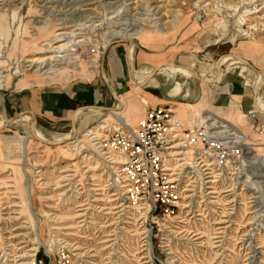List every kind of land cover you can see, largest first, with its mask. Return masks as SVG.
Listing matches in <instances>:
<instances>
[{"label": "rangeland", "instance_id": "1", "mask_svg": "<svg viewBox=\"0 0 264 264\" xmlns=\"http://www.w3.org/2000/svg\"><path fill=\"white\" fill-rule=\"evenodd\" d=\"M137 30L129 35L133 39H117L105 50L113 34ZM60 31L69 33L62 41L66 49L52 53V39ZM55 55L43 64L28 62ZM215 62L225 73L241 70L252 86L245 87L236 72L225 81L218 78ZM162 63L172 64L154 69ZM260 71L264 0H0V118L11 120L4 134L15 137L0 170V264H264V111L254 99L264 110V85L263 93L255 89L258 80L264 83ZM146 81L160 85L138 84ZM176 82L181 90L174 88ZM85 83L102 94L92 106L115 107L114 92L127 102L134 90L137 121L148 108H169L178 134L174 143L187 141L192 129L211 142L184 148L186 164L172 161L180 182L170 190L156 185L147 195V210L136 200L117 206L119 200L100 181V169L86 173L80 165L78 154L92 151L94 141L83 136L84 130L99 134L100 124L136 127L121 113V104L115 110L118 122L106 113L83 117L91 109L75 120L70 114L50 120L30 113L39 92L69 91ZM232 102L244 113V123L236 126L225 120ZM23 113L37 126L14 118ZM223 123L233 125L240 143L215 144L209 138L230 130L218 128ZM29 129L36 132L28 137ZM80 130L76 143L65 137ZM198 153L216 163L217 198H204L209 190L197 168ZM68 168L74 171L62 172ZM78 181L88 185L81 198L75 193ZM65 182L69 185L59 188ZM91 192L94 197L85 199ZM147 240L151 254L142 246Z\"/></svg>", "mask_w": 264, "mask_h": 264}, {"label": "built area", "instance_id": "2", "mask_svg": "<svg viewBox=\"0 0 264 264\" xmlns=\"http://www.w3.org/2000/svg\"><path fill=\"white\" fill-rule=\"evenodd\" d=\"M172 118V111L169 108H148L136 128L126 124L105 125L100 135L92 136L94 140L92 151L86 149L80 151L83 152L79 155L81 167L85 168L86 172L89 167L100 168L103 178L100 181L109 191L108 194H119L117 206L122 204L125 198L140 196L144 198L140 206L146 207L147 210L150 207L147 202L148 193L156 191V185L160 183L164 185L169 179L171 171L168 169L174 167L172 161L175 158L169 154L167 147L174 144L178 138L177 127L173 126ZM171 129L174 130L170 131ZM195 133L196 131L192 129L187 141L184 139L187 147L211 143L209 139L199 138ZM200 155L203 153H198V156ZM85 186L88 185L79 181L75 183V188L81 191H75L78 197L81 198L85 194ZM92 196L93 192L85 199ZM152 211L148 210V214Z\"/></svg>", "mask_w": 264, "mask_h": 264}, {"label": "bare ground", "instance_id": "3", "mask_svg": "<svg viewBox=\"0 0 264 264\" xmlns=\"http://www.w3.org/2000/svg\"><path fill=\"white\" fill-rule=\"evenodd\" d=\"M174 20V19H173ZM172 20V21H173ZM161 24V23H160ZM159 26V25H158ZM140 31L139 30H137V31H135V32H133V33H130V34H127V33H121V32H117V33H115V34H113L109 39H108V41L106 42V44H105V50L107 49V47H109V45L113 42V41H115V40H117V39H133V38H130L129 37V35H137L138 33H139ZM67 35H69V33L67 32V31H60L59 33H57L56 34V36L54 37V39H52V41H54V43L52 44V45H50L51 47H50V52H52V53H58V52H61V51H63L64 49H66V46H67V43H63L62 41H65L64 40V38L66 37L67 38ZM71 35V34H70ZM65 38V39H66ZM57 43H60V44H57ZM55 44H57V45H55ZM35 58V57H34ZM29 59L28 60V62H34V63H38L39 62V64L41 63V64H43V63H45L46 61H49V60H54L55 58H57V56L55 55V56H48V57H46V58H43V59ZM41 58V57H40ZM241 61H242V59H241ZM102 62H103V60H102ZM222 63H224L225 62V60H223V61H221ZM216 63V65H215V68H214V72H215V75L218 77V78H220V79H222L223 81H225L226 79H227V75H229V74H231V73H239L238 75L239 76H241L242 77V80H243V84H244V86L245 87H250V86H252V84H251V79H250V76H248V75H245L242 71H240L239 69L237 70V71H231L230 73H225V72H222L221 71V68H220V65H219V63L218 62H215ZM242 63H244L243 61H242ZM245 64V63H244ZM246 65V64H245ZM101 66V65H100ZM248 66V65H247ZM101 71H102V66H101ZM102 75H103V72H102ZM149 83H155L156 84V86H159L160 85V82L159 81H146L144 84H140V83H138L139 85H141V86H147V84H149ZM170 83H172V82H170ZM154 85V84H153ZM254 86V85H253ZM181 87H182V84L181 83H179V82H176V85L174 86V88H177V89H179V90H181ZM262 87H263V82H261V81H257L256 82V84H255V89H258L259 91H261V92H263V90H262ZM184 89V88H183ZM117 99H118V96H117ZM145 101V100H144ZM120 104H121V100L120 99H118L117 101H116V105H115V107H113V108H111V109H104V108H99V107H94L93 109H91L90 111H88V112H86L85 114H84V116L83 117H86V116H89V115H92V116H99L100 114H103V113H106L107 115H108V118L109 119H113V120H115V121H117L118 122V115H117V112L115 111L116 109H118L119 108V106H120ZM4 108V107H3ZM5 112V111H4ZM5 114V113H4ZM106 115V116H107ZM3 116H5V115H3ZM93 118V117H92ZM207 119H209V120H213L214 118L212 117V116H210V114L207 116ZM86 120V119H85ZM87 120H88V118H87ZM84 121V120H83ZM84 123V122H83ZM11 124H13L12 122H11V120L10 119H5L4 117H2V118H0V125H3V126H6V127H9ZM116 125H119V124H116ZM36 126V125H35ZM83 126V125H82ZM232 126L233 125H231V124H227V125H225V123H223L221 126H218V128H222V129H230L229 131H225V133L224 132H221V133H219V132H215L214 133V135H215V137H210L211 139H215V141H217V140H229V142H227L225 145H230V144H232V143H235V144H238V143H240L241 141H240V136H236L238 133H237V131L236 132H234V130H235V128H232ZM137 127V126H136ZM136 127H133V128H136ZM217 126L216 125H212L211 126V128L212 129H214V128H216ZM83 128V127H82ZM103 128H105V126L104 125H101L100 124V126H99V129H103ZM232 128V129H231ZM84 129V128H83ZM82 129V130H83ZM30 130V129H29ZM174 129H171L170 131H173ZM25 132V131H24ZM34 132H36V131H34V130H30V132L28 133V137L32 134V133H34ZM81 133V130L79 131V132H77V133H74V134H72V135H66L65 137H68V138H70V139H72V140H74L75 139V141H72V143H76L77 141H79V135H81L80 134ZM83 136L84 137H87L88 139H92V136L94 135V134H98V131L97 130H95V131H93V129H90V130H84L83 132ZM229 133H231V134H229ZM51 134H53V135H55V133H51ZM64 136V135H63ZM235 136V137H234ZM176 137H178V136H176ZM235 139H238L236 142H234L235 141ZM244 142V141H243ZM49 144H51V143H55V145L56 144H63V142H58V143H56V142H48ZM170 143H172V141L171 142H169V144ZM216 143V142H215ZM26 145V144H25ZM187 145V142H185L184 141V139H182L180 142H178V143H174V144H171V145H169L168 147H167V149L169 150V154L171 155V156H173L175 159V161H183V163L182 164H186L185 162H186V157H185V151H184V148L185 147H187L186 146ZM242 145V144H241ZM222 146H223V144H222ZM235 146V145H234ZM26 148H27V146H25ZM94 147V146H93ZM245 148V147H244ZM26 151V150H25ZM247 151V150H246ZM25 153V152H24ZM250 153H252V152H249L248 153V155L250 154ZM78 155H80V153L78 154ZM207 157V156H206ZM197 160H198V166H197V168L198 167H200V169H201V171L203 172V176H204V184L206 185V189H207V191H208V193L206 194V196H204V198H206V197H208L207 199H205V200H211V199H214V198H217V197H215L213 194H215L216 192L214 191V189H215V187H216V182H217V180L216 179H214V173H215V167H216V163L214 162V161H212V160H208V158H205V155L203 154V155H200V156H198V158H197ZM226 164L225 165H227L229 162L228 161H226L225 162ZM176 167H177V163L174 165V167L173 168H171V169H168V171H171L170 172V174H169V179L167 180V182L164 184L165 185V189H168V190H170V188H171V186H174L175 184L177 185L179 182H180V180L181 179H179V178H181V177H177V176H179L180 174L179 173H177L176 172ZM93 169H98V168H95V167H89L88 168V171L87 172H92V170ZM100 169V168H99ZM219 170V169H218ZM72 171H74V169L73 168H68V169H66V170H64V171H62V172H72ZM86 172V173H87ZM100 175H102V174H100ZM69 176H72V174H68V175H66V177H65V179H64V181H68V180H70L69 178H67V177H69ZM189 178V177H188ZM92 181H94V179H91ZM56 183V182H55ZM67 185H69V184H67L66 182H65V184H63V185H60V187L59 188H62V187H66ZM91 185H93V186H95L94 184H91ZM168 185V186H167ZM97 186V185H96ZM175 187H177V186H175ZM98 188V187H97ZM95 189V188H94ZM105 190H107L106 188H104ZM172 189V188H171ZM192 189V188H191ZM223 189V188H222ZM194 190V189H193ZM108 191V190H107ZM188 191H192V190H188ZM230 191H233V189L232 190H226V191H223V193L224 192H230ZM206 193V192H205ZM103 194V193H102ZM114 197L113 199L115 200H120L119 199V194H115V193H112V194H110V197ZM218 196V195H217ZM94 197V196H93ZM109 197V196H108ZM194 197H197V195L195 196V195H187L186 196V198L187 199H190V198H194ZM98 198V197H97ZM102 198V197H101ZM105 199H107V197H105ZM93 200V199H92ZM111 200V199H110ZM137 201L138 202V204H140V202L141 201H143L144 200V198H140V196H134V197H128V198H125L124 200H123V205L125 204V202H133V201ZM222 200V199H221ZM179 201V200H178ZM175 202V201H174ZM210 202V201H209ZM103 203V202H102ZM212 203V202H211ZM99 204V203H98ZM174 204V203H173ZM82 205V204H81ZM103 205H105V204H103ZM174 205H178V202L176 201L175 202V204ZM185 205V204H184ZM98 207V206H97ZM100 207V206H99ZM127 207H129V206H127ZM131 208H133V206H130ZM141 207V209H146V207H143V206H140ZM85 208V207H84ZM135 208V207H134ZM137 208V207H136ZM110 209V208H109ZM84 212V211H83ZM231 212H233V211H231ZM201 213V212H200ZM82 214V213H81ZM170 214V213H169ZM202 214V213H201ZM219 214V213H218ZM222 214V213H221ZM232 214L233 213H228V216H225V218L226 219H229V218H231V216H232ZM234 216V215H233ZM61 217V216H60ZM204 217V216H203ZM75 219V218H74ZM219 220V219H218ZM95 222V221H94ZM227 222H229V220H226V221H223V223H227ZM217 223V222H216ZM176 225V224H175ZM222 227H224V226H222ZM218 229H221V228H218ZM175 231V230H174ZM140 232V231H139ZM176 232V231H175ZM217 232V231H216ZM221 233V232H220ZM194 235V234H193ZM243 235V234H242ZM84 236V235H83ZM145 236V235H144ZM149 236V235H148ZM147 237V236H146ZM143 238V237H142ZM197 238V237H196ZM217 238H219V237H217ZM243 239V238H242ZM203 240V239H202ZM66 241V240H65ZM151 241V240H150ZM150 241L149 240H147V242L145 243V244H143L142 246H143V248L145 247V249H144V251H147V253H149V254H151V250H152V243H150ZM218 242H220V241H218ZM242 242V241H241ZM68 243V242H67ZM69 244V243H68ZM73 244V243H72ZM242 248V247H241ZM24 254V253H23ZM143 254V253H142ZM33 255V254H32ZM95 255V254H94ZM141 255V254H140ZM21 256V255H20ZM143 256H145V255H143ZM144 258H149V256L147 255V256H145ZM145 261V260H144ZM152 261L151 260H146V262L145 263H148V264H150ZM29 263V262H28ZM96 263V262H95ZM174 263V261L173 262H171V264H173ZM92 264V263H91Z\"/></svg>", "mask_w": 264, "mask_h": 264}, {"label": "crops", "instance_id": "4", "mask_svg": "<svg viewBox=\"0 0 264 264\" xmlns=\"http://www.w3.org/2000/svg\"><path fill=\"white\" fill-rule=\"evenodd\" d=\"M230 56H227L223 60H227ZM125 63L127 64V67H129L130 72H131L130 62H129V57H128V50L126 53ZM167 64H172V63H162L156 66L154 69L161 68ZM260 72H262L264 76V72L263 71H260ZM104 79L106 82H109L107 77H104ZM121 84L122 86H124V82L123 83L121 82ZM127 86L128 85L126 84L125 88H127ZM119 88L120 87H118V89ZM121 88H124V87H121ZM262 90H263V87H262ZM117 96H118V99L121 100V108H120V110H122L121 113L124 115L125 118H128L129 121L137 122V124L135 125L137 126L140 121H137L138 117L135 115V112L137 110V105L139 104V102L135 101V98H134L135 91L134 90L132 92L130 91L127 94L129 98L127 102H125V100L123 99L122 94H119V95L117 94ZM156 98L160 99L159 96H157ZM101 99H102V94L98 93L97 88L89 87L85 83V84H79L71 88L69 91L53 90V89L43 90L35 96V101L31 103L29 108H30V113L36 117L48 118L50 120H59V119H63L65 116L70 114L73 120H75V117L79 116L81 113L94 108L95 106H92V105L99 103ZM118 99L116 98V101ZM254 99H255L258 109L264 111L261 108L260 103L257 101V99L256 98ZM148 103L149 102L144 101V104H148ZM155 104L161 105L162 103L155 101ZM99 108H103V107H99ZM111 108H104V109H111ZM198 109L199 108H196V111H199ZM31 114L23 113L14 118L20 119V117H23V118L25 117V118L30 119L33 122V124L36 125L34 118L32 117ZM243 117H244V113L239 109V106L236 105L235 102H232L231 108L229 112L227 113V118H225V120H229V122H231L234 126H236L235 123H241V124L244 123L242 120ZM6 128L7 127L0 128V170L2 169V166L5 164L4 161L6 157H9L10 155L9 154L10 147L7 148L8 144L12 145L13 144L12 142H15L14 136L4 134L5 131L7 130Z\"/></svg>", "mask_w": 264, "mask_h": 264}, {"label": "water", "instance_id": "5", "mask_svg": "<svg viewBox=\"0 0 264 264\" xmlns=\"http://www.w3.org/2000/svg\"><path fill=\"white\" fill-rule=\"evenodd\" d=\"M242 59V58H241ZM104 61V60H103ZM242 61L246 64V65H248L249 67H251L253 70H255V71H257V69L251 64V63H249L248 61H246V60H244V59H242ZM103 64H104V62H102V72H103V76L104 77H106V74H105V69H104V66H103ZM114 92V91H113ZM114 94V96L117 98V93H113ZM33 117V116H32ZM34 121H35V119H34ZM35 124H36V121H35ZM37 125V124H36ZM51 144H53V145H55V143H51Z\"/></svg>", "mask_w": 264, "mask_h": 264}]
</instances>
